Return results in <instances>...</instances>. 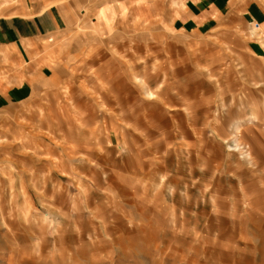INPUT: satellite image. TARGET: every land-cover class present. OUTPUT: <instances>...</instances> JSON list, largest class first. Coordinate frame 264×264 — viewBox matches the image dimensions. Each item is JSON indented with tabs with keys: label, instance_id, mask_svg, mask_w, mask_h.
<instances>
[{
	"label": "rangeland",
	"instance_id": "374dc122",
	"mask_svg": "<svg viewBox=\"0 0 264 264\" xmlns=\"http://www.w3.org/2000/svg\"><path fill=\"white\" fill-rule=\"evenodd\" d=\"M250 1L197 35L82 37L60 83L0 112V264H264V51L247 35ZM12 72L0 82L11 92ZM155 102L164 114L147 123Z\"/></svg>",
	"mask_w": 264,
	"mask_h": 264
},
{
	"label": "crops",
	"instance_id": "0c3cea01",
	"mask_svg": "<svg viewBox=\"0 0 264 264\" xmlns=\"http://www.w3.org/2000/svg\"><path fill=\"white\" fill-rule=\"evenodd\" d=\"M231 1L0 0V82L9 84L12 71L14 79H22L18 86L12 87V92L2 85L0 112L15 111L16 104L34 102L49 86L60 83L63 77L58 71L68 72L69 67L83 60L81 51L76 50L81 48L82 37L94 39L105 35L114 40L124 31L126 35L137 36L140 42H149L197 35L204 28L211 31L213 25L223 23L233 9ZM87 16L92 18L91 25L79 22ZM242 16L250 23L247 35L259 44L261 54L264 51L263 5L250 1ZM253 29L263 38L253 37ZM77 32H80L78 38ZM85 32L92 34L85 35ZM50 64L57 65L59 70L51 69ZM242 119L239 122L244 127Z\"/></svg>",
	"mask_w": 264,
	"mask_h": 264
},
{
	"label": "bare ground",
	"instance_id": "6f19581e",
	"mask_svg": "<svg viewBox=\"0 0 264 264\" xmlns=\"http://www.w3.org/2000/svg\"><path fill=\"white\" fill-rule=\"evenodd\" d=\"M257 32V30H253V34H255V35H257L258 36V33H256ZM262 38H263V36H261ZM63 73V72H62ZM95 75V74H94ZM100 77V76H99ZM140 80V79H139ZM138 80V81H139ZM189 81V80H188ZM141 82V81H140ZM143 83V82H142ZM178 83V82H177ZM67 84V83H66ZM70 84V83H69ZM144 85V84H143ZM71 89V88H70ZM146 94H147V96H148V98H153V94L148 90V91H146ZM156 96V95H155ZM177 97H179V99H183V100H188V99H191L192 100V98H193V95L190 93V92H187V91H184V92H178V94H177ZM92 98V97H91ZM181 99V100H182ZM162 100V99H161ZM77 102H79V106H80V108H79V119L81 120L82 119V117H83V115H85V113L87 112V109H86V104H85V102H84V100L82 99V98H80ZM174 102V101H173ZM191 103H193L194 104V102H191ZM166 104V103H165ZM196 104H194V106H195ZM161 106V104L160 103H158V102H155V103H153V104H151V112L148 114V117H147V119H146V121H147V123L149 122V123H151L153 120H155V118L154 117H160V114H162L163 113V111H162V108L160 107ZM189 106V105H188ZM193 106V107H194ZM104 107V106H103ZM130 107V106H129ZM200 108H196V110L195 111H199V110H201L202 109V107L201 106H199ZM168 108H170V107H168ZM182 108V107H181ZM191 109V108H190ZM130 111V110H129ZM238 111H240V113L242 112V109H240V110H238ZM164 114V113H163ZM145 115V114H144ZM126 116V115H125ZM129 116H130V114H129ZM247 117H249V115H246ZM138 117V116H137ZM6 118V117H5ZM4 119V118H3ZM84 119V118H83ZM153 119V120H152ZM238 119H240V118H238ZM137 121L139 120V117L136 119ZM243 121H245V120H243ZM32 123V122H31ZM241 123L242 122H239V121H237V122H235L234 124H233V131L234 132H237L239 129H240V126H241ZM246 123V122H245ZM50 129V128H49ZM220 132H222L221 130H220ZM242 135H241V133H240V135L239 136H237L236 137V139H239V141H238V146H236L235 148H237L238 149V151H239V153H241V154H243V153H245V158H249V153L248 152H243V147H241V145H242V143H241V140H240V138H244V137H241ZM223 140H226V139H223ZM232 142H233V140H231ZM228 143V142H227ZM230 148H234V147H231V146H229V149ZM144 151V150H143ZM155 152V151H154ZM29 153V152H28ZM156 153H158V152H156ZM48 159V158H47ZM247 160H249V163L250 164H252L253 162H252V160H250V159H247Z\"/></svg>",
	"mask_w": 264,
	"mask_h": 264
}]
</instances>
